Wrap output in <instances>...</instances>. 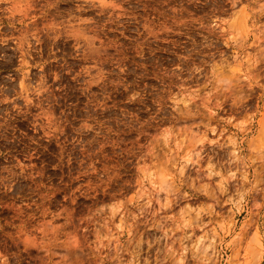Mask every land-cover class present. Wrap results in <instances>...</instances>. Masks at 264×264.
Returning <instances> with one entry per match:
<instances>
[{
  "label": "rangeland",
  "instance_id": "obj_1",
  "mask_svg": "<svg viewBox=\"0 0 264 264\" xmlns=\"http://www.w3.org/2000/svg\"><path fill=\"white\" fill-rule=\"evenodd\" d=\"M0 253L264 264V0H0Z\"/></svg>",
  "mask_w": 264,
  "mask_h": 264
},
{
  "label": "clouds",
  "instance_id": "obj_2",
  "mask_svg": "<svg viewBox=\"0 0 264 264\" xmlns=\"http://www.w3.org/2000/svg\"><path fill=\"white\" fill-rule=\"evenodd\" d=\"M0 264H9V258L0 253Z\"/></svg>",
  "mask_w": 264,
  "mask_h": 264
},
{
  "label": "bare ground",
  "instance_id": "obj_3",
  "mask_svg": "<svg viewBox=\"0 0 264 264\" xmlns=\"http://www.w3.org/2000/svg\"><path fill=\"white\" fill-rule=\"evenodd\" d=\"M258 253H260V252H258ZM257 255H258V254H257ZM255 256H256V255H255ZM256 257H257V256H256ZM258 258H259V259L256 258V259L258 260V261H256V262H260V260H261V256H260V257L258 256Z\"/></svg>",
  "mask_w": 264,
  "mask_h": 264
}]
</instances>
